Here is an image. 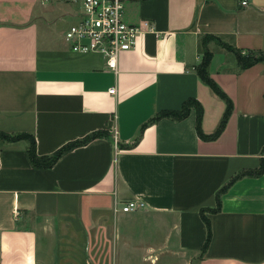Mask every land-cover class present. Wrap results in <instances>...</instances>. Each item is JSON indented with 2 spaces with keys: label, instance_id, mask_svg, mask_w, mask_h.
Masks as SVG:
<instances>
[{
  "label": "crops",
  "instance_id": "1",
  "mask_svg": "<svg viewBox=\"0 0 264 264\" xmlns=\"http://www.w3.org/2000/svg\"><path fill=\"white\" fill-rule=\"evenodd\" d=\"M241 1L127 0L125 19L154 29L111 69L102 53L74 51L58 29L77 6L0 0V131L32 134L38 155L104 133L50 167L34 164L25 138L0 143V264H41V234L86 235L111 214L137 212L158 217L167 249L198 253L200 264H264V172L234 181L211 210L235 174L264 158V61L241 68L221 43L264 52V0ZM205 35L211 77L234 103L211 139L199 136L194 108L152 120L196 98L203 131L217 129L226 102L196 71ZM132 199L146 206L122 211ZM202 208L211 224L204 251Z\"/></svg>",
  "mask_w": 264,
  "mask_h": 264
},
{
  "label": "rangeland",
  "instance_id": "2",
  "mask_svg": "<svg viewBox=\"0 0 264 264\" xmlns=\"http://www.w3.org/2000/svg\"><path fill=\"white\" fill-rule=\"evenodd\" d=\"M74 21L64 19L58 23V29L65 32ZM221 43L225 46L226 42ZM206 46L209 48L207 41ZM226 47L235 49L231 45ZM5 141L8 140L0 135V143ZM159 222L158 217L144 212L135 213L130 220L111 214L105 218L104 226H97L86 235L80 230L62 237L57 232L50 236L41 234V264H200L198 253L167 249L166 234L158 228Z\"/></svg>",
  "mask_w": 264,
  "mask_h": 264
},
{
  "label": "built area",
  "instance_id": "3",
  "mask_svg": "<svg viewBox=\"0 0 264 264\" xmlns=\"http://www.w3.org/2000/svg\"><path fill=\"white\" fill-rule=\"evenodd\" d=\"M49 4L55 0H40ZM77 6V18L68 26L64 36L78 52H99L106 57L107 67L116 69L122 52L134 48L141 34L154 29L149 19L128 22L125 19L127 0H56ZM246 4L247 0H242ZM115 92V87L110 88ZM145 202L132 199L121 210L131 212L144 208ZM115 210L118 208L115 207Z\"/></svg>",
  "mask_w": 264,
  "mask_h": 264
},
{
  "label": "trees",
  "instance_id": "4",
  "mask_svg": "<svg viewBox=\"0 0 264 264\" xmlns=\"http://www.w3.org/2000/svg\"><path fill=\"white\" fill-rule=\"evenodd\" d=\"M209 38L208 35H205L202 40H201V49H202V59L200 61V63L196 66V71L199 75V77L205 82L207 83L212 89L213 91L220 96L223 100H225L226 102V108L224 111V114L222 116V119L217 127V129L211 133V134H206L203 129H202V118H203V107L201 105V103L199 102V100H197L196 98H189L188 100H186L182 106L181 109L179 110H164L162 112H160L155 118H153L152 120H157L161 117H170L172 119H182L184 117H186L192 108L195 109L196 114H197V122H196V126H197V132L199 134V136L201 138H216L217 136L220 135V133L223 131V129L226 126V123L229 119V116L231 115L233 108H234V103L232 101V99L228 96V94L221 88V86L211 77V74L209 72V64L213 55V52L206 46V39ZM225 43V42H223ZM229 45L227 43H225V47ZM236 53L237 56V60L238 63L240 65L241 68H247L250 67L252 65H254L257 62L260 61H264V52L263 51H255V50H243V49H233ZM245 52V53H243ZM12 134V133H10ZM7 134L6 132H2L0 131V135H2L4 138H6V140L9 141H16L19 139H29L30 140V145H29V153L31 156L32 161L34 162V164L38 167H50L52 166L55 161L61 156L63 155L65 152L73 149L74 147H77L79 145L88 143L89 141L98 138L100 136H103V132L102 131H97L94 132L92 134H90L89 136L80 139V140H75L72 142H69L67 144H65L64 146H62L61 148H59L54 154L51 155H38L36 152V141H35V137L30 134V133H18L17 135L13 136ZM264 172V158H262L261 160V165L259 168L252 170V169H247V170H243L238 172L237 174H235L231 180L225 185L223 186L220 191L217 193V207L213 208L211 210H217L221 208V194L226 191L229 186L236 181L237 179L246 176V175H260ZM210 209V208H209ZM206 208H202L201 209V214L207 224L208 227V237H207V241L204 245L203 251L207 248L210 239H211V224L210 221L208 219V217L205 214Z\"/></svg>",
  "mask_w": 264,
  "mask_h": 264
}]
</instances>
